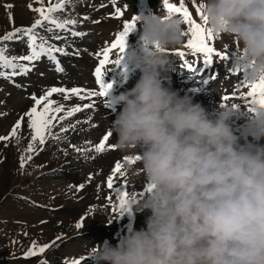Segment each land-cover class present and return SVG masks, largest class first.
Returning a JSON list of instances; mask_svg holds the SVG:
<instances>
[{"label": "clouds", "instance_id": "clouds-1", "mask_svg": "<svg viewBox=\"0 0 264 264\" xmlns=\"http://www.w3.org/2000/svg\"><path fill=\"white\" fill-rule=\"evenodd\" d=\"M198 3L217 42L237 49L235 66L264 79V0ZM136 23L145 45L134 56L141 75L105 107L123 105L110 127L115 148L131 158L128 183L147 186L130 192L119 213H148L146 227L130 229L115 246L90 247L87 257L94 264H264V104L245 114L238 102L222 103L210 115L172 88L183 17L148 13ZM237 118L251 138L243 143Z\"/></svg>", "mask_w": 264, "mask_h": 264}, {"label": "rangeland", "instance_id": "rangeland-1", "mask_svg": "<svg viewBox=\"0 0 264 264\" xmlns=\"http://www.w3.org/2000/svg\"><path fill=\"white\" fill-rule=\"evenodd\" d=\"M73 1L74 2L70 4V10H73L75 8L76 2H77V0H73ZM125 1H126L125 7H124L125 10L127 8H130L132 11V15H135L136 9L134 10V8H136L135 6L136 1L135 0H125ZM55 2L56 0H52V3H55ZM170 2L177 3V5L179 6L178 0H170ZM47 3H48V0H45V5ZM30 4H32L33 7L40 6L39 4L35 3V0H0V37L4 36L8 32H12L14 28L30 27L33 24L34 20L37 18V14L34 11L30 10L29 8ZM119 5H122V4H119ZM161 5H162V1L160 0H149L148 6H150V9H151L149 13L159 14L158 8L161 7ZM185 6L188 7L189 11L193 15V18L196 19L198 22L202 23V21H200L199 19V14L196 11V5L193 4V0H185ZM16 10H19L23 13H26L28 11L27 16H29L30 18L26 21L24 18L25 22H21L18 25H14L13 18L10 19L9 16H13V12ZM105 10L107 9L105 8ZM108 11H111V10H108ZM83 13L85 15H88V12L86 13L84 8H83ZM126 13L127 12H124V15ZM104 15L99 14L98 15L99 17H97L96 19L101 20L102 19L101 17L102 16L104 17ZM118 21H119L118 22L119 24L120 19ZM108 24H111V23H108ZM98 26H99L98 24H95L94 28H91L88 32L90 33L92 29H96L95 33L97 31L101 32L104 30V28L101 29V27L98 28ZM186 26L187 25L185 24L184 27ZM38 32L41 36L42 35L45 36L47 34V32L44 29L42 30L39 29ZM45 37H47L48 40L51 39V37H49L48 35H46ZM135 38L132 39V41L135 40L133 41L135 44L143 43L142 45H144V41L142 40V35L140 36V38L138 37V35ZM13 42L14 41H6V42L0 41V46L6 47L7 49L6 55H8L9 57L14 56L13 53H15L16 55H21L20 53L26 50L25 42L23 43L21 41L20 43H22V45L20 43H16V42L13 43ZM186 42H187V37H186L184 46L186 45ZM211 43H212V46L217 51H220V50L228 51L231 53L232 56H234L233 54L234 52H237V50L234 47H229L228 44H224L222 46L220 43L217 42L216 39H214ZM67 45L68 47H72V45L69 43H67ZM88 47H89L88 50L94 53L95 50H97L99 46L88 45ZM103 47L104 45L101 46V49H103ZM73 51L77 52V50L75 49ZM82 53H79V54L72 53L71 59H74L75 63L74 61H70L68 59V66H69V69L77 66L76 60L81 57L79 59L80 66L78 67L80 72H78V70L75 67L73 69V72H75L73 77L75 79L79 76L78 79H80V82H81L83 80V78L81 77V73H86L87 77L89 78V80H87V82L89 81L88 82L89 84L87 85L92 86L93 82L91 83L92 79L90 77L91 75L90 72H92L93 70L89 72L90 67L84 66L87 64V61L86 59H84L85 54L83 57ZM192 57L195 58V56H192ZM216 62H218L217 67L219 69V74H218L219 79H221L220 75H225L228 69L233 68L231 67L234 63L233 61L232 62L225 61L223 63L218 57H216ZM34 65H36V68L40 67L38 63ZM34 65L31 67V69H34ZM65 69H68V68L66 67ZM1 71H4V72L7 71L6 73H11L14 70L12 69V71H10L8 70V68H4L2 66ZM66 77H68V73L65 74L64 78ZM26 79L27 78H25V80ZM39 79L41 80V84L39 86L48 85L51 83V80H52L50 73H48L47 77H39ZM14 81L17 82L15 79ZM60 81H61V78L59 80L56 78L54 79V83L56 82L59 84ZM64 81H67V83L70 82L69 79L64 80ZM5 82H3L0 79V136L6 137V136H9V133L11 132L13 126L15 125L14 124L15 119L17 120L18 115L21 114L19 112L17 113L14 110H11V108H13V105L19 102V99H15V98L21 92H23L21 93L23 94V96H24V93L28 91H29V94L33 93V91L30 90L33 87L31 86V84L29 85L25 81V84H22L24 87V88L22 87V89L24 90H21L19 88L20 86L18 85H15V87L14 85L12 86L10 85V83L12 82L11 79L8 81L7 79H5ZM85 82H86V79H85ZM232 82H233L232 79H230V84H232ZM68 84L70 85H66V86L70 87L72 82ZM212 84H214V80L212 81L209 80L208 85L210 86ZM215 84L217 83L215 82ZM246 84H250V83L246 81L245 83L242 84V86ZM51 85H54V84H51ZM237 87L239 86H236L234 88V91L236 94L238 95H241V93L246 94V91H247L246 88H242V89L240 88V90L237 91ZM43 89L44 88L42 87L41 89H39V91L34 92V93H38V95L43 94V91H44ZM219 93L220 92L214 94L213 96L215 97L206 96L205 99L212 100L214 98L213 100L217 101V97ZM25 94H28V93H25ZM23 98H27V97H23ZM27 100L30 101L28 98ZM91 101L94 102V100H91ZM30 102H33V101H30ZM235 102L242 103L244 102V100L239 99ZM77 106H80V105L77 104ZM250 108H251L250 105L242 106L240 110L242 111V113L247 114ZM102 110H104V113L107 114L104 108H102ZM60 114H64V113H60ZM79 115L80 113H75L73 115V118H72L73 125H75L76 118ZM66 119L68 120V118ZM61 121L63 122L60 123ZM55 122L60 123L59 124L60 126H64V120L58 119ZM15 123L17 122L15 121ZM60 126L55 128L53 132H56V130H58ZM101 126H102V123H101ZM83 127L84 126H80L77 124L75 125L74 128H72L71 123H69V126L66 125L65 127H63V128L68 129L66 132L64 131L56 132L55 133L56 138L50 137L46 141V143L42 146L37 143L36 150L32 153H29L27 151L28 145L31 142V140L27 139L26 143L24 144H19L18 137H12L8 140H0V264H42V262H46V264H70L72 260L80 259L82 255H83L82 258H87L86 260H90L89 264H94L93 260L90 257H87L86 255L88 249L90 247L95 246L96 244H102L105 240H108L109 242H111L112 245L115 246L118 242V239L122 236V233H123L122 231H124V229L126 228L125 223H127L128 215L118 217L119 212L113 215H110L109 213L112 209L110 206L109 213L107 212L106 214L105 212L107 216L104 213H102L103 217L101 216V218L106 217L105 221L104 222L102 221L101 223L100 222L95 223V222H88L85 219L86 214H81L78 217L77 216L78 214L73 212L70 209V207H68V205L74 204V201H73L74 196L77 193H79V191L80 192L82 191V188H79V186L82 184L79 183L80 181L78 179L79 178L81 179V177L85 178V174H84L85 172L79 173L80 176H78L77 172L81 171V169L78 166L91 165V163L89 164L86 162L85 159H83L84 153L88 149V147L84 146L85 144L81 145V148L84 147L85 149L84 151L82 150L80 151L79 149V151H77V154H72L75 152L73 151L71 155L66 158V155H67L66 153H68L71 149L75 148L73 147L75 145L74 142L71 141L72 135L75 134L78 138H83V135L81 134L83 132L82 131ZM80 128H81V131H80ZM62 134H63V138H62ZM85 135H87V133L84 134V136ZM66 137H68V139ZM79 153H82V154L76 157V155H78ZM22 156L25 158V163L23 167H21V157ZM29 156H31V159H28ZM86 156L88 157V155ZM59 159L60 161H63L64 159H66L63 161L65 165L64 170L62 167L57 168V165L59 164L58 163ZM91 167L95 169L96 165H91ZM111 170H112L111 168L108 169L109 171L108 173H110ZM96 171H97V174H99L100 167H97ZM88 174H91V172L86 174L87 177L90 176ZM25 177H26V180L24 179ZM27 177L29 178L27 179ZM72 177H75V178L71 180ZM118 178L120 177L118 176ZM6 180H8L7 183H6ZM101 181L102 182L104 181V182L102 183L103 188L100 189V194H98V197L100 198L98 199V201L102 200L103 202L106 201L107 203H109L110 202L109 198H111V201L118 200L117 203L119 204V198L117 197L116 193H114V191L110 190L107 187V179L105 180V176L104 178L101 179ZM4 182L6 184L2 188V184ZM44 184H47L48 185L47 187L50 188L48 190L49 194L46 196L49 200H46L42 189H40L42 188V185L44 186ZM58 184H59L60 190L59 192L54 193V189L53 188L51 189V187H56ZM146 187H147L146 184L140 183L138 186V191H144ZM65 189L67 190L64 191ZM113 196L117 197V199H115ZM75 202L78 203L77 197H76ZM109 204L111 205V202ZM100 206L101 205H98V207ZM90 208L93 210L95 208V205H93ZM139 214L141 215L139 225H137L138 220L134 214V218L135 220H137L134 223V230H140L141 228L146 227L145 220H146V216L148 213L145 212V213H139ZM112 217L113 218L118 217V218L112 220ZM82 219L84 221L83 226L77 229L76 224L80 223ZM111 220L114 222H112ZM88 228H92L95 233H90V232L86 233ZM99 228H102L103 230L105 229L106 233L105 232L104 233L101 232L99 234L96 233L97 231L95 230ZM78 235H80L81 237L79 239L80 241H77L76 239ZM33 242H35L37 247H42L45 245H50L51 247L46 249L44 253L25 258V253L33 246ZM76 243H79V246ZM72 245L77 250L75 254L71 253Z\"/></svg>", "mask_w": 264, "mask_h": 264}, {"label": "snow or ice", "instance_id": "snow-or-ice-1", "mask_svg": "<svg viewBox=\"0 0 264 264\" xmlns=\"http://www.w3.org/2000/svg\"><path fill=\"white\" fill-rule=\"evenodd\" d=\"M73 0H56L52 3V0H48L47 5H45V0H35V3L39 4V7H33L32 4L29 5L30 10L37 14V18L34 20L33 24L27 28H14L12 32L6 33L4 36L0 37V41H22L27 44L28 54L22 56H11L6 55V47H0V66L4 68L13 69L10 74L4 71H0V78L10 79L11 76L15 75H26L31 71L32 62L40 60L42 57H47L50 62H55L56 70L62 72L63 69L59 66V60H57L56 54L59 53L61 56H66L69 53L65 51L64 48L59 47L53 43H49L48 38L41 36L38 29H44L45 31L52 32L53 30H66L70 31L73 36H81L83 33L71 31L69 25H75L77 21L75 19L66 18L60 19L56 14L62 12L68 4H71ZM115 4L116 0H112ZM177 3H172L170 0H164V7L166 8L169 15H179L184 19L187 25V31L185 33L187 37V43L185 47L190 50L192 56H197V54L202 55L204 64L213 63V57H218L222 61L227 59V54L223 52H218L213 46L212 41L215 37L212 35L211 31L206 28L204 23L198 22L193 18L192 13L189 11L188 7L185 6V0H178ZM193 4L196 5V11L199 14L200 21H204L206 18L201 13V4L197 0H193ZM114 15L116 17H121L124 13L121 11L120 7H116ZM11 19V16H9ZM88 19V17H84ZM137 17H132L130 20H125L122 26V30L117 32L114 40L111 42L109 47L104 48L101 52L97 53V56L102 57L99 60V66L95 69L96 82L100 85L99 92L87 91L80 88L66 89L64 87H51L48 89L44 95L37 98L35 95L32 96L34 100V105L25 113L27 120L21 117V120L13 126L9 136H0V140H8L12 137H17L18 130L21 128L22 122L25 123L26 127L31 132V142L28 145L27 151L32 153L36 150L37 143L39 145H44L46 141L52 137L56 138L52 129L56 126L55 121L57 119L64 120L67 117L73 116L75 113L80 112L84 109H90L93 107L90 103H84L83 108L80 106L71 107L67 110L63 104L51 99L53 94H60L65 100H69L72 97H78L80 100H88L93 96H106L111 84H105L104 70L106 65L112 63H118V60H112L110 57L113 50H117L118 53H122L126 46V39L128 34L133 31L136 27ZM46 25H51V27H46ZM54 39H62L60 36H55ZM180 57L185 56L184 51H177ZM23 62H28L23 63ZM186 66L192 68V64H188L185 61ZM18 69V71H16ZM240 88H246V94L241 93L239 99L247 100L251 98L252 103L259 102L264 104V79L260 81H254L250 84L237 87V91ZM235 96V93L233 94ZM233 97L225 96V100H230ZM64 113V115L58 116L57 114ZM67 128H62L61 131L66 132ZM111 137V131H109L102 140L95 146V151L97 153H103L106 147L115 149V145H108V141ZM42 150V149H41ZM79 151V149H76ZM31 159V156L28 157ZM138 159V157H137ZM125 161H131L130 157H124ZM25 158L21 157V167L24 166ZM112 174L107 177V187L114 191L119 198L118 208H122L125 199L128 197L130 191L128 190L127 184L117 183V176L124 177L123 164L120 161L115 163L114 168L111 170ZM91 179V177H90ZM84 185H80L79 188H83ZM78 188V190H79ZM111 202V198H109ZM116 210V206L113 207ZM120 216L123 213H119ZM83 219L80 223L76 224L77 228L83 226ZM51 247L50 245H45L42 247H37L35 242L33 246L25 253V258L44 253L46 249ZM87 258L75 259L70 262V264H84ZM46 264V262H42Z\"/></svg>", "mask_w": 264, "mask_h": 264}, {"label": "bare ground", "instance_id": "bare-ground-1", "mask_svg": "<svg viewBox=\"0 0 264 264\" xmlns=\"http://www.w3.org/2000/svg\"><path fill=\"white\" fill-rule=\"evenodd\" d=\"M85 1V0H84ZM83 1V2H84ZM136 1V0H135ZM74 2V1H73ZM126 2V1H125ZM132 2V1H131ZM89 3L88 2H85L82 4V6H87ZM96 4V1H92V7ZM131 4V3H130ZM161 4V3H160ZM47 5V4H46ZM119 5V4H118ZM117 7H122V5H119ZM134 5V4H133ZM25 6V5H24ZM76 6V5H75ZM74 7V6H73ZM85 9V8H84ZM122 9V8H121ZM136 8H134L135 10ZM27 10V9H26ZM124 10V9H123ZM112 11V10H111ZM111 11H106L105 8H102L101 10H99L96 14L94 12H88L89 15H85L83 13V8L80 9V13L82 14L81 16H76V13L75 11H72L70 10V6H66L65 9L62 11V12H59L57 13L56 15L60 18V19H66V18H71V19H75L77 20V24L78 22L80 21H84L86 22V20H89L92 22V19L93 21L96 22V18L99 17L98 15L101 14V15H104V17L100 16L102 19L100 20L99 19V26L98 28L101 27L104 28L103 31L101 32H96V29H92L90 31V33L88 32V45H97L99 46L98 48H100L102 45H110V40L112 39V37L110 38V32H113L115 31L114 33H116L119 29L122 28L123 24H122V19L124 18H127L126 15L128 13H126L125 15L121 16L120 18V23L118 24V20H114L113 18H110L109 17V12ZM28 12V11H27ZM27 12L26 13H23L19 10H16L13 12V16H11V18H13L14 20V25H18L19 23L21 22H25L26 20H28L30 17L27 16ZM125 12V10H124ZM132 12V11H131ZM136 12V11H135ZM87 13V11H86ZM132 15V13H131ZM28 17V18H27ZM84 17H88V19H84ZM24 18H25V21H24ZM108 23H111V24H108ZM77 24L75 25H69L71 28H74L75 26H77ZM139 25V24H138ZM136 26L135 27V30L133 31V34L135 36L138 35V37L140 38L141 36V33H142V28L141 26ZM79 26V25H78ZM80 27V26H79ZM77 30H80V31H84L85 29H80V28H76ZM115 29V30H114ZM42 30V29H41ZM113 33V34H114ZM132 33V32H131ZM130 33V34H131ZM43 36V35H42ZM46 36V35H45ZM44 36V37H45ZM110 38V40H108ZM136 39V38H135ZM107 40V41H106ZM135 41V40H133ZM132 40L127 44V46L131 49H133V47L136 45ZM140 41V40H139ZM14 42H18L20 43L19 41H14ZM49 43H53L55 45H57L56 43H54L53 41H49ZM131 43V44H130ZM22 45V43H20ZM141 44V43H139ZM142 45V44H141ZM19 46V45H18ZM58 46V45H57ZM68 46V45H67ZM144 46V45H142ZM8 47V46H7ZM22 47V46H20ZM92 48V47H91ZM104 49V48H103ZM101 49V51L103 50ZM143 49V48H142ZM98 50V49H97ZM100 51V52H101ZM14 52V51H13ZM23 54L21 55H16L15 53H13L14 56H22V55H26L28 54V51H23L22 52ZM130 53V51H129ZM132 54H129V64H128V67L123 71L122 70V67H123V64L125 62V58H122V57H125L126 56V51L124 50L122 53H118L117 50H114L112 55H111V59L112 60H118V58L120 60H118V63H112V64H109V65H106L105 67V70H104V77H103V80H104V83L105 84H111V88L109 89V91L111 92V94L114 92L115 95H118L119 93L121 92H124L126 90H130L129 87L132 86L133 87V83H135L136 79H137V74H136V71L135 69L131 70L132 69V66L134 64V53L131 52ZM10 54V52H9ZM12 54V53H11ZM83 54V53H82ZM88 54H85V58L86 61H88V64L87 65H84L85 67H93V65L95 63H97V65H99V60L102 58L100 56H96L94 55V53L90 52V50H88ZM71 57V56H70ZM81 58V57H80ZM40 60L42 61H45V59L41 58ZM65 61V60H64ZM74 61V59H73ZM85 61V60H84ZM23 63H28V62H23ZM36 62H32V66L35 64ZM43 62H40L39 65H41ZM75 63V61H74ZM62 66H63V71H68L69 69H65L66 68V65H63L62 63ZM117 66H119V69H117ZM71 68V66H70ZM75 68V67H74ZM70 69L69 72L70 76H68V79L70 80V82H72L71 86L70 87H74L76 86L77 88L81 87V89L85 90V91H93V92H97V86L93 83L92 86H88L87 84H89L87 82V80H89V78L87 77L86 73H81V77L83 78V80L80 82V79L75 78L73 77L74 73L73 72V69ZM76 69L78 70V72H80V70L76 67ZM18 70V69H17ZM16 70V71H17ZM93 68L90 70L92 71ZM110 70V72H108ZM107 71V72H106ZM7 72V71H6ZM9 72V71H8ZM72 72V73H71ZM50 73V76L52 78L51 80V83L48 84V85H41V86H32L33 88L30 89L31 91L33 92H37L39 91V89H41L42 87L45 89L46 86L48 87H51V86H56V85H60L58 83H54V79L58 78L59 75H56L55 72L51 71L49 72ZM10 74V73H9ZM106 74V75H105ZM171 75V74H170ZM30 76V74L28 75V77ZM26 77V78H28ZM13 78L19 82V80H24V77H20L19 79L16 78L15 76H13ZM39 79V78H38ZM85 79H86V82H85ZM40 80V79H39ZM125 80H128L129 82L127 84L124 85V82ZM222 80V79H221ZM64 81L63 78H61V81L62 82ZM171 81H172V88L174 90L177 91L175 85H174V79H172V76H171ZM212 81V80H211ZM68 82V83H70ZM6 83V82H5ZM212 83V82H211ZM217 83V82H216ZM51 84H54V85H51ZM70 85V84H69ZM121 85L123 86V89H121ZM217 85V84H216ZM19 86V85H18ZM209 86V85H208ZM7 87V86H6ZM15 87V86H14ZM41 87V88H40ZM20 88V87H19ZM24 88V87H23ZM9 89V88H8ZM5 90V89H4ZM24 90V89H22ZM30 91V92H31ZM3 92V91H2ZM13 92V91H12ZM44 92V91H43ZM23 93V92H21ZM19 93L18 96L15 98V99H19V102H17L16 104L13 105V108H11V110H14L15 112H19V113H22L23 114V117L25 119V121L27 120V117L25 116V113L33 106V102H30L27 100V98H23V94ZM39 95H42V94H39ZM38 96V95H36ZM100 99H98V96H93L91 97L90 99L88 100H80L78 97H72L71 99L69 100H65L63 98L62 95L60 94H53V96L51 97V99L59 102L60 104H63L66 107L70 106L72 103L76 102L78 103L79 102V105H82L83 103L87 102V103H90L93 105L92 108L90 109H84L80 112H77V113H80L79 116H77L76 118V122H75V125H80V126H84L83 129H82V135H83V138H78L73 132L74 135H72L71 137V141L74 142V146L75 148L71 149L68 153H66V158L68 156L71 155V153L73 151H75L74 153L72 154H77V148L80 149L81 148V145L82 144H85L84 146L85 147H88L87 151L84 153V156H83V159L86 160L87 163H91V165H96V168H92L91 165H80L78 166L81 171L77 172L78 176H80L79 173H84L85 174V178L81 177V179L79 178L78 180L80 181L79 183H81L82 185H84V187L82 188V191L79 193H77L75 196H74V204H70L68 205V207H70V209L75 212L76 214H78L77 216L79 217V215L81 214H86V220L88 222H95V223H98V222H104L106 217L104 218H101L102 216V213L107 214V212L109 213V207L111 206V211H110V215H113L115 213H118L119 212V204L117 203L118 200H112L111 201V205L109 203H107L106 201H98V199H100L98 197V194H100V189L103 188V182L101 181L102 178H104L105 176V180L107 179V177L109 176V174L111 175V172L108 173V169H112L114 167V163L117 162V161H120L122 164H123V171H124V156L115 148V149H112V148H109V147H106V150L103 152V153H97L95 151V146L102 140V138L105 136L104 134L110 129L111 127V123L112 121L115 120V117L117 114L119 113H111V111L108 109V107L105 109L107 112V114L104 113V110H102V103L101 102H107L109 100V98H102L101 96H99ZM212 97H215V96H212ZM217 97V96H216ZM59 98V99H57ZM61 99V100H60ZM214 99V98H213ZM212 99V100H213ZM91 100H94V102H92ZM210 100V99H208ZM72 101V102H71ZM95 101H101V102H95ZM75 103V104H76ZM101 103V104H99ZM202 106H205V104L203 103ZM220 104L219 105H216L214 106L212 109L215 111L219 108ZM81 108H83L82 106H80ZM12 112V111H11ZM242 112V111H241ZM72 118L73 116H71L70 118L67 119H64V126L65 127L66 125L69 126V123H71V127L74 128L75 125H73V121H72ZM101 123H102V126H101ZM82 124V125H81ZM71 128V129H72ZM78 129V128H77ZM79 131V130H78ZM80 131H81V128H80ZM77 133V131H76ZM80 133V132H79ZM84 136V134H86ZM64 134V133H63ZM63 134H62V138H63ZM18 142L19 144H24L26 143L27 139L28 140H31V132L30 130L26 127L25 123L22 122V125H21V128L18 130ZM82 137V136H81ZM68 139V137H66ZM108 145H115L116 143V137L115 135L111 134V137L109 139V141L107 142ZM89 146H91L92 148L90 149L91 151H89ZM85 150V149H84ZM82 153H79L77 156L81 155ZM88 155V157L86 156ZM66 160V159H64ZM63 160V161H64ZM51 161V159H50ZM63 161H60L59 159V164L57 165V168L58 167H62L63 170H64V162ZM84 161V160H83ZM52 163V162H51ZM85 163V162H84ZM55 164V163H54ZM83 164V163H82ZM86 164V163H85ZM110 166V167H109ZM97 167H100V172L99 174H97ZM99 169V168H98ZM49 170V169H48ZM103 171V172H102ZM49 172V171H48ZM91 172V174H88L90 175L89 177L86 176L87 173ZM108 174V175H107ZM75 175V174H74ZM83 175V174H82ZM91 177V179H90ZM101 177V178H100ZM120 177V176H119ZM29 177H27L28 179ZM31 178V177H30ZM75 177H72L71 180H73ZM26 180V177L24 178ZM117 183L119 184H127L128 185V190L130 192H134V191H138V186L140 183H135V184H129L128 181L126 180L125 176L124 177H120L118 178L117 176ZM8 180H6V183H7ZM5 182L2 184V188L4 187V185L6 184ZM48 185L47 184H44V186L42 185V191H43V194L46 198V200H49L46 196L49 194L48 190L50 189L49 187H47ZM105 187V186H104ZM54 189V193L56 192H59V184L56 186V187H51V189ZM67 189H65L64 191H66ZM107 191V190H106ZM111 192V191H110ZM73 193V192H72ZM115 193V192H114ZM112 194V193H111ZM117 195V194H116ZM115 196V195H114ZM113 196V197H114ZM76 197L78 198V203H76ZM101 197V196H100ZM112 197V196H111ZM94 198V199H93ZM115 199H117V197H114ZM45 200V199H44ZM93 205H95V208L92 210L90 207H92ZM98 205H101L100 207H98ZM116 206V210L114 211L113 210V207ZM68 210V209H67ZM100 213V214H99ZM105 214V215H106ZM119 215V214H118ZM107 216V215H106ZM109 216V215H108ZM137 220H138V224H140V217L141 215L140 214H135ZM103 217V216H102ZM113 218V217H112ZM80 220V219H79ZM135 220V222L137 221ZM117 221V220H116ZM114 222V221H112ZM118 223V222H117ZM126 224V223H125ZM125 227V226H124ZM78 229V228H77ZM86 231V230H85ZM96 233H104L106 230L102 229V228H99L97 230ZM87 232H90V233H95L94 230L92 228H88L86 233ZM85 233V232H84ZM106 233V232H105ZM105 235V234H104ZM76 237V236H75ZM87 237V236H86ZM80 235L77 236V241H80ZM84 239V237H83ZM76 241V242H77ZM78 246H79V243H76ZM71 253L75 254V252L77 251L73 245H72V249H71ZM80 254V253H79ZM84 254V253H83ZM80 257V256H79ZM83 257V255H82ZM81 257V258H82ZM89 261L90 260H86L84 262V264H89ZM91 263V262H90Z\"/></svg>", "mask_w": 264, "mask_h": 264}]
</instances>
